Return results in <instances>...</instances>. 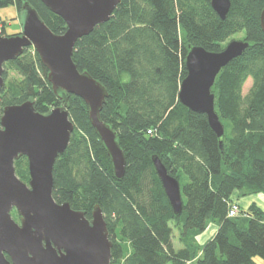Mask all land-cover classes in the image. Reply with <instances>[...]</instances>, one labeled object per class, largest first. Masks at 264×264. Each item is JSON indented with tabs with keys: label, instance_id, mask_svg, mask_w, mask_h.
I'll return each mask as SVG.
<instances>
[{
	"label": "trees",
	"instance_id": "obj_1",
	"mask_svg": "<svg viewBox=\"0 0 264 264\" xmlns=\"http://www.w3.org/2000/svg\"><path fill=\"white\" fill-rule=\"evenodd\" d=\"M21 1L0 0V9L14 5L20 12ZM25 1L52 33L65 32V22L39 0ZM263 8L264 0H230L221 20L210 0H121L107 22L76 41L77 69L108 92L100 118L116 133L125 171L115 180L87 107L69 95L66 110L74 129L53 164L52 198L88 220L93 207H100L112 242L110 264H262L257 258L264 263V212L252 204L228 217L234 191L264 195ZM240 33L249 47L220 70L211 89L224 130L217 138L206 115L178 101L184 61L192 47L219 52ZM2 76L0 115L4 107L27 100L40 114L61 105L32 48L6 62ZM248 79L251 86L243 94ZM152 156L179 183V215L172 212ZM14 168L26 183L27 159L20 157ZM12 217L18 219L15 210ZM209 224L217 230L199 245L196 236ZM174 229L179 248L172 242Z\"/></svg>",
	"mask_w": 264,
	"mask_h": 264
},
{
	"label": "water",
	"instance_id": "obj_2",
	"mask_svg": "<svg viewBox=\"0 0 264 264\" xmlns=\"http://www.w3.org/2000/svg\"><path fill=\"white\" fill-rule=\"evenodd\" d=\"M59 16L66 30L55 35L36 10L21 1V31L0 35V91L4 86L3 65L32 48L47 70V81L61 105L46 114L35 111L34 102L9 105L0 115V264H110L112 242L102 211L95 205L91 219L58 204L52 198V168L65 151L74 125L66 110L69 95L87 107L91 127L110 161L115 180L125 171V156L114 130L100 118L108 92L87 72L79 71L72 60L76 41L109 20L121 0H39ZM212 10L224 20L230 0H210ZM264 34V8L259 17ZM249 47L245 41H229L219 52L192 47L184 61L186 75L179 84L177 98L191 112L206 115L217 138L224 130L214 111L211 92L220 70ZM222 150V143L220 142ZM27 159L29 180L15 174L14 162ZM155 172L174 215L182 211L178 181L167 174L156 156ZM12 210L18 222L11 217ZM8 257V259H7Z\"/></svg>",
	"mask_w": 264,
	"mask_h": 264
},
{
	"label": "rangeland",
	"instance_id": "obj_3",
	"mask_svg": "<svg viewBox=\"0 0 264 264\" xmlns=\"http://www.w3.org/2000/svg\"><path fill=\"white\" fill-rule=\"evenodd\" d=\"M0 19L3 22V25L0 26V33L2 34V36H14V35H17L20 33V31H21L20 12L16 9V7L14 5H8L4 8H1L0 9ZM1 27L4 28V32L1 29ZM242 38H243V33L236 34L233 37H231L226 43H228L231 40L241 41ZM250 86H251V81L248 79L243 86V89H242L243 94H245L248 91ZM28 180H29V178H28ZM11 217H12V212H11ZM17 217H18V215H17ZM12 218L14 219V217H12ZM15 221L18 222V219ZM178 236L179 235H178L177 230L174 229L172 242H173L175 248L181 247V244L178 242ZM256 262L264 264L263 261L258 259V258L256 259Z\"/></svg>",
	"mask_w": 264,
	"mask_h": 264
},
{
	"label": "crops",
	"instance_id": "obj_4",
	"mask_svg": "<svg viewBox=\"0 0 264 264\" xmlns=\"http://www.w3.org/2000/svg\"><path fill=\"white\" fill-rule=\"evenodd\" d=\"M230 201L236 202L240 210H246L250 205L254 204L264 212V195L262 194L241 197L238 192L234 191L230 197ZM216 230V225L209 224L203 233L196 236L197 243L202 245L215 234Z\"/></svg>",
	"mask_w": 264,
	"mask_h": 264
},
{
	"label": "built area",
	"instance_id": "obj_5",
	"mask_svg": "<svg viewBox=\"0 0 264 264\" xmlns=\"http://www.w3.org/2000/svg\"><path fill=\"white\" fill-rule=\"evenodd\" d=\"M237 212H238V205L232 204V206L229 209L228 217H234L237 214Z\"/></svg>",
	"mask_w": 264,
	"mask_h": 264
}]
</instances>
